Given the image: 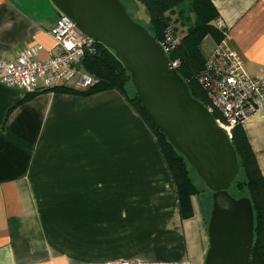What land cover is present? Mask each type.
Returning <instances> with one entry per match:
<instances>
[{
	"label": "crops",
	"instance_id": "1",
	"mask_svg": "<svg viewBox=\"0 0 264 264\" xmlns=\"http://www.w3.org/2000/svg\"><path fill=\"white\" fill-rule=\"evenodd\" d=\"M211 1L244 70L264 75V0ZM58 15L52 0H0V58L34 44L54 54ZM215 43L202 38L204 56ZM25 93L0 82V264H204L200 196L181 217L155 138L120 92ZM242 125L264 176V105Z\"/></svg>",
	"mask_w": 264,
	"mask_h": 264
},
{
	"label": "water",
	"instance_id": "2",
	"mask_svg": "<svg viewBox=\"0 0 264 264\" xmlns=\"http://www.w3.org/2000/svg\"><path fill=\"white\" fill-rule=\"evenodd\" d=\"M52 1L83 33L114 51L152 124L212 191L204 264H250L254 238L250 199L226 191L239 171L230 135L190 93L162 43L130 16L121 0Z\"/></svg>",
	"mask_w": 264,
	"mask_h": 264
},
{
	"label": "trees",
	"instance_id": "3",
	"mask_svg": "<svg viewBox=\"0 0 264 264\" xmlns=\"http://www.w3.org/2000/svg\"><path fill=\"white\" fill-rule=\"evenodd\" d=\"M148 14V31L162 42L169 25L183 26L179 41L167 49L171 61H176L177 73L183 78L190 93L207 107L211 106L206 90L198 81V74L204 68L206 56L199 43L205 35L215 42L224 37L226 28L216 25L217 9L211 0H139ZM178 31V30H177ZM94 51L86 50L78 66L89 75L92 81L85 87L67 83L53 87H42L26 91L24 98L36 92L53 90L88 95L95 92L115 89L129 102L133 110L147 125L163 157L165 165L176 189L181 217L192 214L191 195H199L204 219L207 223L212 207V191L205 185L182 153L168 141L162 131L156 128L142 108L130 80V74L114 51L101 42H93ZM215 118H220L216 107L211 108ZM230 139L237 154L239 171L227 188L235 197L247 196L253 211L254 238L249 255L250 264H264V176L248 141L242 122L233 124ZM194 172V173H193Z\"/></svg>",
	"mask_w": 264,
	"mask_h": 264
},
{
	"label": "built area",
	"instance_id": "4",
	"mask_svg": "<svg viewBox=\"0 0 264 264\" xmlns=\"http://www.w3.org/2000/svg\"><path fill=\"white\" fill-rule=\"evenodd\" d=\"M216 25L225 28L224 21L217 17ZM55 41L54 54L39 58L41 45H28L9 59L0 58V82L8 86H20L26 91L42 87H53L74 80V86L85 87L92 76L83 71L78 63L86 50L94 51L93 38L83 33L77 24L64 12L49 29ZM181 33L169 25L161 42L167 49L175 45ZM175 65L176 61H172ZM198 81L206 90L211 106L220 112L216 118L230 135L233 124L242 122L249 113L264 105V75L247 73L243 68V58L224 37L215 43L206 56L204 68L198 74ZM110 264H144L142 261L118 259Z\"/></svg>",
	"mask_w": 264,
	"mask_h": 264
},
{
	"label": "rangeland",
	"instance_id": "5",
	"mask_svg": "<svg viewBox=\"0 0 264 264\" xmlns=\"http://www.w3.org/2000/svg\"><path fill=\"white\" fill-rule=\"evenodd\" d=\"M121 2L124 4L127 12L134 20H136L143 26H146L148 24L147 11L144 5L139 0H121Z\"/></svg>",
	"mask_w": 264,
	"mask_h": 264
}]
</instances>
